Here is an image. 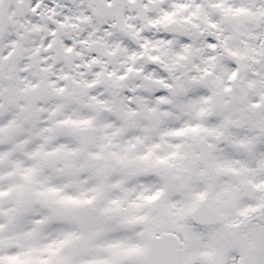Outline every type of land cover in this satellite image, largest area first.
Listing matches in <instances>:
<instances>
[{
  "label": "snow or ice",
  "instance_id": "snow-or-ice-1",
  "mask_svg": "<svg viewBox=\"0 0 264 264\" xmlns=\"http://www.w3.org/2000/svg\"><path fill=\"white\" fill-rule=\"evenodd\" d=\"M0 264H264V0H0Z\"/></svg>",
  "mask_w": 264,
  "mask_h": 264
}]
</instances>
